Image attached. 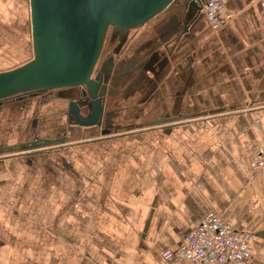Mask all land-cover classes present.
I'll use <instances>...</instances> for the list:
<instances>
[{
	"label": "crops",
	"instance_id": "0c3cea01",
	"mask_svg": "<svg viewBox=\"0 0 264 264\" xmlns=\"http://www.w3.org/2000/svg\"><path fill=\"white\" fill-rule=\"evenodd\" d=\"M192 1L110 30L101 127L73 125L59 91L0 105V264H169L211 215L251 236L225 264H264V5L223 0L215 32ZM31 57L30 0H0V72ZM54 105L64 123L43 121Z\"/></svg>",
	"mask_w": 264,
	"mask_h": 264
},
{
	"label": "water",
	"instance_id": "95a60500",
	"mask_svg": "<svg viewBox=\"0 0 264 264\" xmlns=\"http://www.w3.org/2000/svg\"><path fill=\"white\" fill-rule=\"evenodd\" d=\"M179 1L30 0L33 58L0 72V105L54 91H76L80 99L71 97L68 106L72 124L101 127L105 80L97 67L110 30L125 33L143 28ZM188 7L201 15L198 0ZM64 140H35L27 147L47 148Z\"/></svg>",
	"mask_w": 264,
	"mask_h": 264
},
{
	"label": "built area",
	"instance_id": "2783aa9c",
	"mask_svg": "<svg viewBox=\"0 0 264 264\" xmlns=\"http://www.w3.org/2000/svg\"><path fill=\"white\" fill-rule=\"evenodd\" d=\"M212 30L220 32L232 19L223 0H198ZM264 5V0H263ZM264 19V10H263ZM255 172L264 175V147L251 164ZM250 234L235 230L220 217L208 216L191 230L185 242L176 249L162 252V259L169 263L187 260L192 264H225L241 262L248 256Z\"/></svg>",
	"mask_w": 264,
	"mask_h": 264
},
{
	"label": "rangeland",
	"instance_id": "374dc122",
	"mask_svg": "<svg viewBox=\"0 0 264 264\" xmlns=\"http://www.w3.org/2000/svg\"><path fill=\"white\" fill-rule=\"evenodd\" d=\"M262 2H263V0H262ZM201 14L202 15H204V13L201 11ZM205 16V15H204ZM206 17V16H205ZM110 36H111V33H110V35H109V37H108V40L110 39ZM108 40H107V42H108ZM105 52H107V46H106V50H105ZM105 55H106V53H103V55H102V58H101V60H100V63H99V65H98V67H97V73L99 74L101 71H100V69H101V61H102V59H103V57H105ZM32 58V57H31ZM74 92H75V94H74ZM73 92V94H71V96L72 97H75V98H78L80 95H79V93L78 92H76V91H74ZM50 93H52V92H50ZM72 93V92H71ZM46 94H48V93H46ZM44 95V94H43ZM60 95V94H59ZM57 94L56 93H54V94H51V95H49L48 97H46L45 99L46 100H48L49 98L50 99H54V97H56L57 98ZM61 97V96H60ZM48 98V99H47ZM63 98H65V97H63ZM62 100V99H61ZM61 108H63V107H58V110H60ZM58 110H56V107H55V105H54V107H53V110H52V113H53V115H51V116H48V117H42V118H44L43 119V121L46 119V118H50L49 119V122L50 123H48L47 122V124H52V122H53V120L55 121V122H57V121H61V122H63L64 123V120H63V118H62V113H60V112H58ZM53 124H55V123H53ZM57 124V123H56ZM44 131V130H43ZM42 134L43 133H47V132H41ZM65 147H67V145H63V144H59L58 146H56L55 148L56 149H61V148H65Z\"/></svg>",
	"mask_w": 264,
	"mask_h": 264
},
{
	"label": "flooded vegetation",
	"instance_id": "af4514ba",
	"mask_svg": "<svg viewBox=\"0 0 264 264\" xmlns=\"http://www.w3.org/2000/svg\"><path fill=\"white\" fill-rule=\"evenodd\" d=\"M73 92L74 91L61 90V91H59V94H60L61 97H66L68 99H71V97H72L71 94H73ZM74 94H75V92H74ZM78 99H80V97H78ZM83 115H84V113H83ZM86 116L89 117L90 116L89 113H87V115H85V117Z\"/></svg>",
	"mask_w": 264,
	"mask_h": 264
},
{
	"label": "trees",
	"instance_id": "16d2710c",
	"mask_svg": "<svg viewBox=\"0 0 264 264\" xmlns=\"http://www.w3.org/2000/svg\"><path fill=\"white\" fill-rule=\"evenodd\" d=\"M115 31H116V30H115ZM116 33H121V32L116 31Z\"/></svg>",
	"mask_w": 264,
	"mask_h": 264
}]
</instances>
